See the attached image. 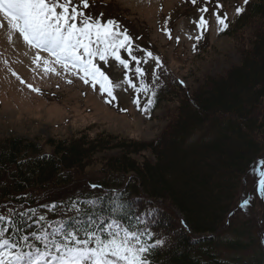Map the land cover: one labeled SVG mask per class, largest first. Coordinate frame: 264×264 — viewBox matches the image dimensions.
Here are the masks:
<instances>
[{
	"label": "trees",
	"instance_id": "trees-1",
	"mask_svg": "<svg viewBox=\"0 0 264 264\" xmlns=\"http://www.w3.org/2000/svg\"><path fill=\"white\" fill-rule=\"evenodd\" d=\"M114 27L123 57L151 56L119 16L102 24ZM220 35L242 39L240 61L194 92L168 71L143 87L136 74L151 112L182 100L155 141L89 130L0 141L3 257L108 264L105 254L122 251L125 264H264V0H247ZM132 70L145 74L139 61Z\"/></svg>",
	"mask_w": 264,
	"mask_h": 264
},
{
	"label": "rangeland",
	"instance_id": "rangeland-1",
	"mask_svg": "<svg viewBox=\"0 0 264 264\" xmlns=\"http://www.w3.org/2000/svg\"><path fill=\"white\" fill-rule=\"evenodd\" d=\"M5 1L25 14L37 45L27 44L22 24L0 14V141L11 137L43 144L85 130L92 137L105 133L155 141L167 127L164 117L182 100L161 103L151 112L139 73L143 87L161 70L168 71L191 93L204 77L225 75L241 57L242 39L220 32L247 0ZM118 16L143 35L151 56L142 51L136 59L128 53L123 57L117 32L108 28L103 33L102 24ZM54 52L69 61H57ZM135 61L145 74L133 72ZM126 255L105 254L108 264H125ZM72 257L77 258L64 259ZM61 263L34 254L11 260L0 255V264Z\"/></svg>",
	"mask_w": 264,
	"mask_h": 264
},
{
	"label": "water",
	"instance_id": "water-1",
	"mask_svg": "<svg viewBox=\"0 0 264 264\" xmlns=\"http://www.w3.org/2000/svg\"><path fill=\"white\" fill-rule=\"evenodd\" d=\"M261 184H262V179H261L260 182H259V187H261Z\"/></svg>",
	"mask_w": 264,
	"mask_h": 264
}]
</instances>
